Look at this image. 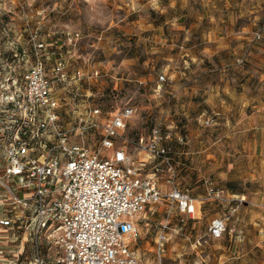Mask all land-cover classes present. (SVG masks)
Instances as JSON below:
<instances>
[{"label":"rangeland","instance_id":"1","mask_svg":"<svg viewBox=\"0 0 264 264\" xmlns=\"http://www.w3.org/2000/svg\"><path fill=\"white\" fill-rule=\"evenodd\" d=\"M158 1L0 0V81L8 86L13 77L21 80L35 59L30 40L34 35L45 44L40 53L47 71L59 53L70 71L76 67L84 72L97 69L98 77L78 85L79 98L98 106L104 115L125 104L132 106L126 131L129 141L160 122L162 130L170 133L166 143L171 147L173 171L141 152L133 153L134 162H144L139 167L162 191L175 187L198 200L194 201L195 218L180 225L173 212L169 219L162 264H264V53L258 51L264 48V36L254 40L255 31L264 25V0H184L183 9L169 12L195 21L197 39L209 28L221 29L223 37L228 35L213 62L231 66L222 74L193 77L192 82L205 86L206 93L198 88L194 91L197 100L191 99L189 111L195 113L186 119L178 112V90L171 87L174 80L186 81L177 79L181 59L162 60L150 52L154 49L133 40V33L141 29L158 35L155 26H149L160 17ZM66 31L79 35L69 42ZM148 41L151 47L157 45L152 38ZM196 54L203 57L204 52ZM200 63L195 68L200 69ZM224 73L244 102L243 107L238 104L232 112H225L227 115L217 112L220 100L211 109L204 102L198 104L201 96L210 94L209 83L221 78L226 81ZM158 75L165 80L158 83ZM53 89L65 97L61 85L55 84ZM65 108L61 106L59 111L67 118ZM203 112L200 124L197 119ZM206 118H210L209 125L203 123ZM206 182L221 192L219 198L207 194ZM231 191L241 195L231 198ZM164 214V204L155 203L136 215L139 234L132 245L142 264H156L155 237ZM216 217L226 225L218 238L208 231Z\"/></svg>","mask_w":264,"mask_h":264},{"label":"built area","instance_id":"2","mask_svg":"<svg viewBox=\"0 0 264 264\" xmlns=\"http://www.w3.org/2000/svg\"><path fill=\"white\" fill-rule=\"evenodd\" d=\"M65 35L71 42L79 33ZM263 36L264 25L254 40ZM30 40L35 59L21 80L13 77L8 86L0 81V264H142L132 245L139 234L136 215L149 204L163 203L154 246L156 264H162L169 219L175 212L183 224L194 215L195 202L175 187L162 191L139 167L144 162L135 164L133 153H144L172 172L170 133L157 122L129 141L132 106L104 115L79 98L80 82L99 71H70L60 53L47 71L40 53L45 44L35 35ZM164 80L158 75V83ZM55 84L65 97L54 91ZM203 123L209 125L210 118ZM206 187L208 195L220 197L210 182ZM208 231L220 237L224 219L213 218Z\"/></svg>","mask_w":264,"mask_h":264},{"label":"crops","instance_id":"3","mask_svg":"<svg viewBox=\"0 0 264 264\" xmlns=\"http://www.w3.org/2000/svg\"><path fill=\"white\" fill-rule=\"evenodd\" d=\"M183 1L184 0H159L157 5H160L161 7L160 17L155 20H151L149 26H155V29L158 30L160 34L158 33V35H150L144 32L145 29H141L139 32L133 33V35L136 36L133 37V40L134 44L140 42L139 44H143L144 47L154 49V51L150 52L155 53V57L162 58V60H168L172 57L175 59H181L182 64L181 69L177 74V79H186V83L184 81L178 83L174 80V84H171V87L174 86V89L176 88L178 90L176 96L178 112L180 115H183V119H186V116H192V114L195 113L194 111H189L190 106L192 105L191 99L193 98V100H197L194 91L198 88L206 93L205 86L199 87L198 83L192 82L194 81L193 77H208L217 73L222 74L225 69L230 68L231 63L220 61H218V63L213 62L216 60L215 54L222 48L223 41H225L227 39L226 37L228 36L226 34L225 37H223L224 34L221 33V29L214 28L212 30L209 28L207 33L203 32L197 39L195 32L198 29V25L195 23V21L183 18L181 14L179 17H177L169 13L171 11L176 12L178 8L183 9L186 5H181ZM152 2L156 3V0H152ZM150 38H152L157 43L155 47L149 46L151 45V43L148 41ZM182 41L185 42L183 43ZM146 44L148 45L146 46ZM179 46H181L183 49H180ZM172 50L173 52H171ZM198 50L204 52V54H202L203 57L196 54ZM258 51L259 53H264V48H259ZM195 61L201 62L200 69L195 68ZM224 75L226 81L223 82L221 78V81L219 82L215 81L213 83H209L208 89L210 90V94L205 98L204 96H201L202 100H200L198 103L200 104L201 102H204L203 104H206L211 109V107H217V100H220L217 112L218 114L222 115L226 114L225 112H230L232 108L236 109L238 104L241 105V107L244 105L242 96H236V88L229 83L228 74L224 73ZM86 94H90V92H87ZM229 114L231 115L232 113ZM204 116V112L198 116L197 120L200 122V124H202L201 118ZM230 195L232 196L231 198L238 199L241 194L231 191ZM194 201L196 202L198 200L194 198ZM196 211L197 205L195 203V213L189 218H195ZM2 213V208L0 207V215ZM237 239L239 240L238 237Z\"/></svg>","mask_w":264,"mask_h":264}]
</instances>
